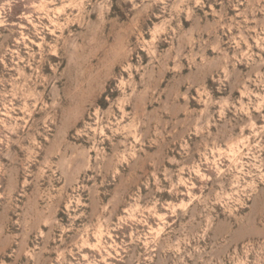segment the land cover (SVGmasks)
I'll list each match as a JSON object with an SVG mask.
<instances>
[{"label":"rangeland","instance_id":"1","mask_svg":"<svg viewBox=\"0 0 264 264\" xmlns=\"http://www.w3.org/2000/svg\"><path fill=\"white\" fill-rule=\"evenodd\" d=\"M0 264H264V0H0Z\"/></svg>","mask_w":264,"mask_h":264}]
</instances>
